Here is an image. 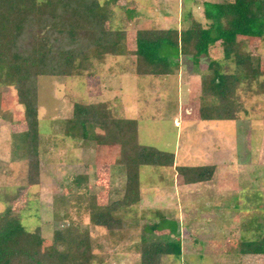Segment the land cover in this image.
I'll return each instance as SVG.
<instances>
[{
	"label": "rangeland",
	"instance_id": "1",
	"mask_svg": "<svg viewBox=\"0 0 264 264\" xmlns=\"http://www.w3.org/2000/svg\"><path fill=\"white\" fill-rule=\"evenodd\" d=\"M205 1L222 0H120L106 28L125 29L128 46L135 49L137 30L181 28L189 11L209 25ZM236 39L230 59L218 42L199 64L165 45L162 54L179 59L174 72L165 76L135 74L131 56H108L80 76H41L42 164L35 185L28 176L25 107L18 101V89L0 84V213L15 212L29 231L41 228L45 251L53 249L54 231L60 225L70 228L68 233H88L92 264H141V245L164 235L180 240L183 252L180 257L164 256L161 264H264V254L239 250L240 241L258 239L264 230V94H243V110L233 119L212 116L219 104L215 95L203 102L211 105L204 110L210 118L202 116L200 106L213 61L234 72V55L257 57L264 79V38ZM77 102H108L117 119L136 120L131 124L138 128L139 144L174 152L170 167L141 166V201L125 215L135 223L129 229L109 230L91 222L92 206L123 195L125 168L119 140L102 145L68 133ZM88 132L104 137L107 127L91 125ZM208 164L217 165V171L206 182L186 184L177 171L179 166ZM259 224L261 230L254 229Z\"/></svg>",
	"mask_w": 264,
	"mask_h": 264
},
{
	"label": "trees",
	"instance_id": "2",
	"mask_svg": "<svg viewBox=\"0 0 264 264\" xmlns=\"http://www.w3.org/2000/svg\"><path fill=\"white\" fill-rule=\"evenodd\" d=\"M119 1L0 0V84L18 89V101L25 107L30 143L28 176L32 185L40 182L42 164L38 117L41 76H80L91 64L105 63L108 56L133 57L135 74L139 76H165L179 65V59L176 62L162 54L165 45L177 48L180 56L191 57L199 64L218 42L230 59L237 46L236 36L264 38V0L205 1L204 15L209 25L189 11L181 28L137 30L135 49H131L125 29L106 28ZM233 61L234 72L224 71L216 61L210 64L212 74L204 78L200 103L204 118L211 117L204 111L211 105H203L209 95L219 100L217 113L212 116L233 119L243 110V94H264L259 59L238 53ZM254 83L258 85L255 90ZM133 121L136 122L113 116L108 102H77L68 123V133L86 142L108 145L119 140L120 164L125 168L124 193L118 198L109 197L107 204L90 208L91 222L109 230L134 226L125 215L141 201V166L170 167L175 162L174 152L139 144ZM116 123L125 125L116 129ZM91 125L106 126V136L91 135ZM177 171L186 184L201 183L214 179L217 165L179 166ZM260 225L254 229L261 230ZM64 226L56 228L53 249L45 251L41 228L29 231L15 212L0 213V264H92L89 234L68 233L70 228ZM165 236L141 245V264H161L164 256L182 255L181 241ZM239 250L242 254H264V230L258 239L240 241Z\"/></svg>",
	"mask_w": 264,
	"mask_h": 264
}]
</instances>
